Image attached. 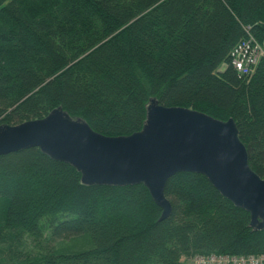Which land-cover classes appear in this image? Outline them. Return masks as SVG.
<instances>
[{"label": "trees", "instance_id": "trees-1", "mask_svg": "<svg viewBox=\"0 0 264 264\" xmlns=\"http://www.w3.org/2000/svg\"><path fill=\"white\" fill-rule=\"evenodd\" d=\"M264 49V0H0V125L63 107L106 136L143 129L157 98L234 119L264 178V55L252 75L232 52ZM88 186L40 148L0 156V264H186L263 255L264 230L202 174L166 187Z\"/></svg>", "mask_w": 264, "mask_h": 264}, {"label": "water", "instance_id": "water-1", "mask_svg": "<svg viewBox=\"0 0 264 264\" xmlns=\"http://www.w3.org/2000/svg\"><path fill=\"white\" fill-rule=\"evenodd\" d=\"M31 148L74 166L88 186H146L163 211L161 221L173 212L168 181L183 172L205 175L225 198L250 213L254 231L264 230V178L251 167L232 118L223 121L151 98L143 129L131 135H103L63 107L43 119L0 125V156Z\"/></svg>", "mask_w": 264, "mask_h": 264}, {"label": "built area", "instance_id": "built-area-1", "mask_svg": "<svg viewBox=\"0 0 264 264\" xmlns=\"http://www.w3.org/2000/svg\"><path fill=\"white\" fill-rule=\"evenodd\" d=\"M264 55V49L254 37L241 41L232 52V64L243 75H252ZM186 264H264L263 255H211L198 256Z\"/></svg>", "mask_w": 264, "mask_h": 264}]
</instances>
